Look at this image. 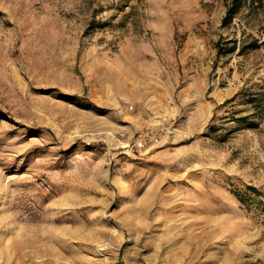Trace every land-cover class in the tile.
<instances>
[{"label": "rangeland", "instance_id": "374dc122", "mask_svg": "<svg viewBox=\"0 0 264 264\" xmlns=\"http://www.w3.org/2000/svg\"><path fill=\"white\" fill-rule=\"evenodd\" d=\"M228 2L0 0V264H264V0Z\"/></svg>", "mask_w": 264, "mask_h": 264}, {"label": "trees", "instance_id": "16d2710c", "mask_svg": "<svg viewBox=\"0 0 264 264\" xmlns=\"http://www.w3.org/2000/svg\"><path fill=\"white\" fill-rule=\"evenodd\" d=\"M260 3H261V0H229V2L226 5L225 14L223 15L221 19L222 25H227L228 23H230L234 15L240 11L243 5L246 4V5L255 7L257 5H260ZM256 43H257V39L253 38L252 40H250L248 45L253 46V45H256ZM216 45H217L218 52H230L236 48L237 40L236 38L227 39L224 44L225 46H223V44H221V42L218 40L216 42ZM243 46L244 44L242 45V47ZM256 98L257 96L254 93H250L248 95L247 101L251 103H255ZM246 117L247 116H243L242 118L245 119ZM248 123H251V122H248Z\"/></svg>", "mask_w": 264, "mask_h": 264}, {"label": "built area", "instance_id": "2783aa9c", "mask_svg": "<svg viewBox=\"0 0 264 264\" xmlns=\"http://www.w3.org/2000/svg\"><path fill=\"white\" fill-rule=\"evenodd\" d=\"M144 137H145V133H140L139 136H138V139H139V140H138L137 143H138V144H141L142 141H143V139H144Z\"/></svg>", "mask_w": 264, "mask_h": 264}]
</instances>
